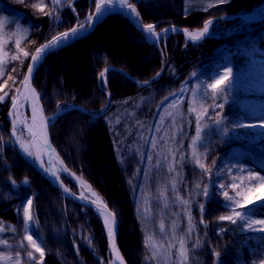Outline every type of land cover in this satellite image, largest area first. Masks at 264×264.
<instances>
[{
  "label": "trees",
  "instance_id": "16d2710c",
  "mask_svg": "<svg viewBox=\"0 0 264 264\" xmlns=\"http://www.w3.org/2000/svg\"><path fill=\"white\" fill-rule=\"evenodd\" d=\"M72 1L0 0V20L3 16L19 17L28 27L27 35L19 43L10 41L5 45L7 56L0 66V97H3L0 100V222L14 226L13 230L17 231L15 239L20 240V247L14 253L18 255L20 264H108L110 261L100 218L92 209L65 198L34 168L31 158L23 152L25 131L13 109V98L16 100L18 96L34 49L71 28L77 18L87 14L89 0H75V13L69 8ZM94 2L92 0V5ZM263 2L130 0L143 23L158 22L156 31L170 23L189 30L199 29L209 18L247 13ZM106 28L124 29L144 64L132 68L102 45L98 47L105 49L103 55L96 51L94 41ZM254 46L264 56V18L256 22H243L238 17L217 19L212 24L210 35L197 44L187 42L179 33H171L157 46L146 44L140 30L122 14L114 13L84 38L48 54L40 62L33 82L44 114L51 115L69 108L50 124L52 143L67 168L88 182L107 205H112L120 231L121 227L123 229V213L112 195L110 202L106 182L96 181L94 161L87 149L94 132L97 131L100 138L101 135L105 137L104 158L115 172L119 184L116 190L121 191L126 201L134 232L127 235L131 239L129 243L123 232L117 236L118 247L127 264H154L146 244L144 223L136 210V196L143 179L144 142L147 140L148 144L153 138L161 111L171 97L195 82H211L218 68L225 64L241 77L243 84L237 88L225 84L212 93L211 98L207 97L208 101H215L209 104L213 116L210 123L216 122L215 114H218L223 126L207 125L199 146V163L188 156L186 146L182 145L184 158L180 165V188L190 190L199 177V182L213 179V185L208 188V198L199 191L190 205L193 233L199 236V249L207 264H264V231H253L240 219L235 224L230 220H219L220 216L242 211L247 204L236 197L230 187L228 191L219 188L215 176L223 159L230 153L247 157L264 167V139L250 143L228 125L231 120L249 116L247 109H251V103L264 106V94L257 91L251 82L264 74V61L252 59L247 54ZM82 51L98 59L97 63L88 61V87L85 90L77 89L60 74L64 60H72ZM13 56L16 59H12ZM108 66L121 69L133 80L118 70H111L107 73V85L104 87L100 73ZM162 68L158 79L143 86L136 83L137 80H150ZM107 102L104 112L95 117ZM214 104L216 107L212 110ZM217 105H223V108ZM75 127L80 133L84 131L81 137L73 133ZM67 138L72 141L70 146ZM61 179L76 191L68 178L61 176ZM205 187L202 186L201 191ZM28 200H31V205ZM234 202L243 206L236 207ZM229 203H232L231 208L226 207ZM201 205H204L203 211ZM64 207L70 208V212L67 213ZM24 208L29 209L31 219L28 221L25 220ZM5 234L14 233L8 231ZM33 243L40 251L33 248ZM133 244L134 252L131 250Z\"/></svg>",
  "mask_w": 264,
  "mask_h": 264
},
{
  "label": "rangeland",
  "instance_id": "374dc122",
  "mask_svg": "<svg viewBox=\"0 0 264 264\" xmlns=\"http://www.w3.org/2000/svg\"><path fill=\"white\" fill-rule=\"evenodd\" d=\"M27 32L28 27L20 21L19 17H1L0 66L7 56L4 49L5 45L10 41H14L15 44L19 43L25 38ZM94 43L97 44L96 51L102 55L105 49L99 48V45L109 48L111 54L125 60L132 68H138L144 64V59L138 53V50L131 45L124 29L106 28L102 33L100 32ZM247 54L257 60L264 59L261 50L255 46L251 47ZM97 60L88 55V52L84 53L82 51L72 60H64L60 74L77 89L85 90L88 87V64ZM225 72L229 73L228 79L213 90L211 85L215 83L216 79L221 78ZM241 82V77L234 73L228 64H225L223 67L218 68L211 82H195L191 87L185 86L164 105L153 138L148 144L147 140L144 142L143 179L136 196V210L144 223L146 244L154 264H207L205 256L202 255L199 249V236L193 233L190 205L192 199L196 198V193L199 191L204 192L203 189L202 191L200 189L202 186L209 188L213 185L211 183L213 179H208V182H199V177L195 186L190 190L185 191L180 188V165L184 158L182 145L186 146L188 156L197 162L201 155L199 146L204 139L207 125H216V122L210 123L213 116L209 109V104L215 101H208L207 97L211 98V94L216 93L225 84L237 88ZM251 82L258 91L264 93V74L259 80ZM215 107L214 104L211 107L212 110ZM249 107L251 109L247 110L249 114L253 112L252 115L231 120L228 125L246 141L257 143L264 139V106L251 103ZM24 109L23 102L18 100L14 111L17 114V121L25 127L27 117L24 115ZM198 118L199 124L197 123ZM218 126L222 127L223 124L220 123ZM198 128L199 137H197ZM222 131L226 133L225 129H222ZM83 132L80 133L76 127L73 129V133L78 134L79 137ZM93 137V140L89 141L87 149L94 161L93 169L96 173V181L104 180L109 187L110 195H108V198L110 202L112 201L110 197L112 195L115 198V203L119 204L118 208L123 213V229L121 227L119 231L118 228L119 234L117 236H121L123 232L124 237L127 238V243H129L131 239L129 238V240L127 235L130 232L134 233L132 232V222L129 218L126 201L121 191L116 190L119 184L115 172L109 168L110 165L104 158L106 153L105 137L101 135L100 138L97 131L94 132ZM25 140L26 142L22 147L23 151L28 156H32L28 135ZM71 144L72 141L70 142V139L67 138V145L70 146ZM215 176L219 188L227 190L230 187L234 195L247 204L245 209L236 212L243 214L242 216L232 214L235 220L240 219V221L246 222L247 228H249L251 221L264 219V167L241 155L230 153L223 159L222 165ZM197 185H199V188ZM51 186L58 190L53 185ZM107 206L112 211V205ZM64 208L67 213L70 212V208ZM262 227L264 225L255 223L249 229L258 232ZM13 228L12 225L7 226L0 222V264H20L18 255L14 253V250L20 247V240L15 239L17 231ZM8 231L14 234H5ZM89 247L92 249L91 246ZM134 249L135 245L133 244L131 250ZM94 252L96 253V250ZM123 258L125 260V257Z\"/></svg>",
  "mask_w": 264,
  "mask_h": 264
},
{
  "label": "water",
  "instance_id": "95a60500",
  "mask_svg": "<svg viewBox=\"0 0 264 264\" xmlns=\"http://www.w3.org/2000/svg\"><path fill=\"white\" fill-rule=\"evenodd\" d=\"M97 4H99L101 6L100 11L97 10ZM107 5H108V0H96L94 8L92 9L90 6L86 16L81 21H77L73 25L72 28H70L67 31L57 35V36H60L64 33H69L71 36L72 30L77 29L78 35L76 38H69L66 43L61 44V46H59V47L44 48V45L48 44L49 41H51L54 38L53 37L49 41L44 42L43 44L38 46L33 51L32 55L30 57L29 63L27 65L25 75H24V78L22 81V85H23L22 90H23V93L25 96V101L28 104L29 127L33 131V133L36 135V139H37L38 143L44 146V149H45V152L47 155L46 156L45 172L43 173V172H40L39 170L38 171L51 185H53L55 188H57L66 198H68V199H70L76 203H79L85 207L91 208L95 211V213L100 217V219L104 225L108 252L111 256L112 264H126L124 258L122 257V254L119 250V247L117 245L118 222L116 220L115 214L109 209L107 204L102 201V199L97 195V193L94 190H92V192H90L88 196L83 195L80 189L77 192H74L70 187L65 185L60 178H56V176L53 175L52 166H53L54 162L56 161V158H58L59 161L61 162L63 169L65 170L64 174L77 186V183L73 179L74 174L66 167L65 163L62 161L61 157L59 156L58 152L56 151L55 147L53 146L52 140H51L49 125L52 122V120L59 113H55V114H53L51 116H47V117L44 115L40 101L38 99V95H37L36 90H35L34 85H33V79H34L35 71H36L39 63L41 62V60L45 56H47L49 53H52L54 51H57V50L65 47V46H68L77 40L82 39L88 33H90L95 28V26L98 23H100L109 14H111V13L123 14L129 20V22L131 24H133L136 28H138L141 31H143L142 30L143 28L146 29V26L149 25V24L146 25V24L142 23L139 16H138L139 21H134V20L128 18L122 11H120L118 9L109 10ZM261 8H262V6L260 5L257 9H261ZM256 10H253L252 12H249V13L238 14V15H220V16L212 17L204 23L203 29L205 28V25L209 21L213 22L214 20H217V19L230 18V17H234V16H238L239 18H241L245 22H252V21L262 19L264 17V10L261 11L260 15H255ZM136 13H137V10H136ZM89 17H91L92 19L90 20ZM152 25L154 28L155 24H152ZM172 31H176V32L181 33L187 41H189L190 43H193V44L200 42L209 34V31H208L207 33H204L203 36H199V39L191 40L187 36V33H188L187 29L176 27L174 25L169 24L164 29H162L161 31L156 33L157 35H156L155 39L160 38L163 34H167V33H170ZM155 39H151V40L144 39V40L146 43L152 44L155 42ZM38 48L43 49V51L41 53H37ZM33 56L38 57V59L35 62H33V60H32ZM30 65L33 66V70L31 73H29V71H28ZM106 69L112 70V69H116V68L113 66H110V67H107ZM105 70L103 72H105ZM160 74H161V71L156 76H154L152 78V80L157 79L160 76ZM26 77L28 78L27 83H25ZM105 81H106V78L104 79V83L106 84ZM150 81L137 82V83L140 85H143V84L149 83ZM33 105L36 106L37 111H38V114H37L35 120L33 119ZM36 121H37V124H36ZM39 132L41 133V136L39 135ZM32 142H33V140L31 139V141H30L31 145H32ZM33 164H34V166H36L35 162ZM65 189H68V191H65ZM93 193H95V196H93ZM97 198L99 200V206L97 203L92 202L94 200H97ZM100 207H106L109 212L113 213V217L115 218V223H114V236H115V246H116L115 252L112 251V241L108 237L107 228L105 226L104 219L100 213ZM113 217H109V220L111 221L113 219Z\"/></svg>",
  "mask_w": 264,
  "mask_h": 264
},
{
  "label": "snow or ice",
  "instance_id": "6c2138e0",
  "mask_svg": "<svg viewBox=\"0 0 264 264\" xmlns=\"http://www.w3.org/2000/svg\"><path fill=\"white\" fill-rule=\"evenodd\" d=\"M129 7L131 8V12L134 13V12L136 11V9H135L134 7H131V5H129ZM100 9H101V6H100L99 4H97V10L100 11ZM40 10L43 11L42 8H41ZM89 19L91 20L92 18L89 17ZM211 23H212V22L209 21V22L205 25L204 33H207V32H208L209 25H210ZM146 31H147L148 33H151L153 36L155 35V32H154V30H153V25H152V24H149V25L146 26ZM204 33H201L200 36H203ZM77 35H78L77 29H73V30H72V34H71V36H70L69 33H64V34H62V35H60V36H56V37H54L51 41H49L48 44L44 45V48L59 47V46H61V44L66 43V42L68 41L69 38H76ZM193 39H199V36H197V37H193ZM42 51H43V49H41V48H38V49H37V53H41ZM25 55H27V53H25ZM12 59H16V57L13 56ZM37 59H38L37 56H33V57H32L33 62H35ZM32 70H33V66L30 65V66H29V69H28L29 73H31ZM107 71H111V69H106L105 72H101V74H100L101 77H104V76H105V73H106ZM0 75H2V73H0ZM228 76H229V73H228V72H225L224 75H223L221 78L215 80V83H213V84L211 85V88H212L213 90H215V89L217 88L218 85L223 84V83L228 79ZM27 80H28V78L26 77V78H25V83H27ZM105 82H106V81H105ZM6 95H7V94H6ZM2 99H3V97H0V100H2ZM217 106L220 107V108H223V105H217ZM15 108H16V100H15V98H13V109L15 110ZM37 114H38L37 108H36L35 105H33V119H34V120L36 119ZM41 119H42V118H41ZM215 120H216V125H217V126H218L220 123H222V120L219 118L218 114H215ZM197 123L199 124V118H198V120H197ZM34 135H35V134H34ZM199 135H200V132H199V128H198V130H197V137H199ZM197 163H199V161H197ZM199 166H200L202 169L205 168V166H204L202 163H200ZM205 170L208 171V169H205ZM53 175H55V173H53ZM57 178H59V177H57ZM253 179H255V177H253ZM26 182H27V181H25V183H26ZM197 187L199 188V185H197ZM222 187H223V185H222ZM65 191H68V189H65ZM203 194H204L205 198L207 199L208 196H209V194H210V193H209V189H208L207 187L204 188V193H203ZM224 195H225L226 198L228 197V193H227V191L224 192ZM93 196H95V193H93ZM229 199H231V198H229ZM92 202H93V203H97L98 206H99V200H98V198H97V200H94V201H92ZM234 203H235V202H234ZM28 204L31 205V200H28ZM235 206H236V207H242L243 205H240L239 203H235ZM22 207H23V206H22ZM203 207H204V205H201V211H203ZM226 207L231 208V207H232V203L227 204ZM100 213H101V215L104 216V223H105V226H106V228H107L108 237H109L110 240L112 241V251L115 252V251H116V246H115V236H114V223H115V218L113 217V213H112V212H109V211L107 210L106 207H100ZM24 215H25V220H26V221H28V220L31 219V217H30V215H29V209H28V208H24ZM235 215H236V216H242L243 214H241V213H235ZM109 217H113V219L110 221V220H109ZM219 220H220V221L230 220V221H232L233 224H235V223L237 222V221L233 218L232 215H228V216H220V217H219ZM201 222H203V221H201ZM255 223H259V224H261V225H264V219L251 221V222L249 223V228H251V225H252V224H255ZM161 227L163 228V225H162ZM259 230H260V231H264V227L260 228ZM149 239L151 240V238H149ZM29 240L31 241V237H29ZM181 243H182V242H181ZM32 246H33V248L36 249V251H40V248H38V247L36 246L35 243H33ZM42 256H43V253H41V257H42Z\"/></svg>",
  "mask_w": 264,
  "mask_h": 264
},
{
  "label": "bare ground",
  "instance_id": "6f19581e",
  "mask_svg": "<svg viewBox=\"0 0 264 264\" xmlns=\"http://www.w3.org/2000/svg\"><path fill=\"white\" fill-rule=\"evenodd\" d=\"M129 5H131V4L129 3L128 0H108L107 7H108L109 10L118 9V10L122 11L128 18H130V19H132L134 21H139L138 14L136 13V11L134 13L131 12V8L129 7ZM131 7H133V6L131 5ZM209 29H210V25H209ZM142 30H143V32L145 34V39L146 40L155 39L156 34L153 36L151 33H148L146 31V29L143 28ZM201 33H204V29L195 31L194 33H187V36L191 40H194L193 37L200 36ZM158 40H159L158 38L155 39V41H158ZM77 41H75V42H77ZM20 98H21V101H22L23 100V95ZM26 124H27V122H26ZM36 124H37V121H36ZM28 132L32 136L31 139L33 140L32 148H33V151H34V154H35L36 166L41 172L44 173L45 172V167H46L45 160H46V156H47L46 152H45V149H44V146L38 143V141L36 139V135H34V133L30 130L29 125H28ZM40 136H41V133H40ZM52 171H53V173H55L54 176H56V178L60 177V174L65 171L63 169V167L61 165V162L59 161L58 158H56V161L54 162V164L52 166ZM73 178L76 181L77 185L79 186V188L81 189V191H82V193L84 195L87 192L90 191L88 185L84 181L80 180L76 176H73ZM102 217L104 219L103 215H102ZM125 263H126V261H125Z\"/></svg>",
  "mask_w": 264,
  "mask_h": 264
}]
</instances>
